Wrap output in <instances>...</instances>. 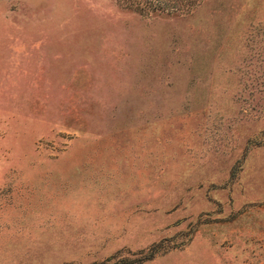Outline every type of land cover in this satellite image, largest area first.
I'll return each mask as SVG.
<instances>
[{"label": "rangeland", "instance_id": "374dc122", "mask_svg": "<svg viewBox=\"0 0 264 264\" xmlns=\"http://www.w3.org/2000/svg\"><path fill=\"white\" fill-rule=\"evenodd\" d=\"M162 1L0 0V264H264V0Z\"/></svg>", "mask_w": 264, "mask_h": 264}, {"label": "trees", "instance_id": "16d2710c", "mask_svg": "<svg viewBox=\"0 0 264 264\" xmlns=\"http://www.w3.org/2000/svg\"><path fill=\"white\" fill-rule=\"evenodd\" d=\"M129 1V8H133V9H144L147 8L148 5L149 7L154 6L155 4H157V8H163L164 7V1L162 0H128ZM168 7H170V5H167Z\"/></svg>", "mask_w": 264, "mask_h": 264}]
</instances>
